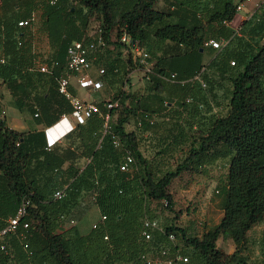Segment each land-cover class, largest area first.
Instances as JSON below:
<instances>
[{
	"label": "trees",
	"instance_id": "obj_1",
	"mask_svg": "<svg viewBox=\"0 0 264 264\" xmlns=\"http://www.w3.org/2000/svg\"><path fill=\"white\" fill-rule=\"evenodd\" d=\"M157 1L58 0L51 5L47 0L42 6L43 31L49 42L62 49L42 62H57L55 75L63 69L67 46L83 37L92 18L107 39L116 32L115 48L122 47L117 41L122 31L138 41L154 62L155 71L144 92L120 90L114 96L120 98L115 111L120 115L111 127L135 158L132 173L119 171L121 152L113 148L107 134L103 135V122L94 115L85 124L94 138L84 150L91 162L82 172L71 169L67 175L51 177L52 163L43 145L38 147L36 140L9 129L0 106V228L15 216L24 200L28 201L17 231L6 237V251L0 250V264H146L143 255L157 256L162 250L187 259L178 264H248V232L264 217V45L242 37L233 44V32L222 25L234 20L236 6L243 0H164L168 9L162 10L156 9ZM256 10L264 14V1ZM15 35L11 32L7 37ZM20 38L23 41L22 35ZM219 38L228 40L227 45L204 65V43ZM12 42L16 47L14 39ZM22 48L0 64V78L13 96L19 88L15 84L44 76L37 71L31 74V65L21 62ZM123 63L124 79L133 69L129 55ZM115 66L114 61L106 62V73ZM171 74H175L174 83L160 79ZM49 78L54 87L51 98L60 108L58 116L69 113V104L58 94L54 77ZM224 83L226 114L214 115L207 131L192 134L188 154L174 170L154 175L138 151L135 136L124 129L128 119L137 112L140 116L158 113L173 98L184 103L188 98L191 102L210 98L219 104L217 92ZM19 100L17 106L22 109ZM218 162L226 163L218 189L222 212L218 224L199 233L195 222L185 228L159 223L152 205L172 208L168 188L173 179L185 171L205 173L206 165ZM64 185L68 186L65 198L53 200V192ZM86 200L105 217L100 228L87 236L79 235L73 227L58 232L74 207ZM145 219L159 225L149 241L141 235ZM25 223L27 228H23ZM220 238L231 242V253L217 247Z\"/></svg>",
	"mask_w": 264,
	"mask_h": 264
},
{
	"label": "crops",
	"instance_id": "obj_2",
	"mask_svg": "<svg viewBox=\"0 0 264 264\" xmlns=\"http://www.w3.org/2000/svg\"><path fill=\"white\" fill-rule=\"evenodd\" d=\"M45 3L46 1L44 0H8L0 2V59L2 57H9L8 55L14 53L17 49L13 47L14 45L12 42L15 36L10 39L7 37L11 32L14 34L19 32V35H22L23 48L20 52L23 57H21V62L31 65L30 69L42 64L43 61L50 59L54 54L61 53L62 49L55 43L49 42L46 33L43 31L42 24L45 21V16L42 14V6H45ZM155 7L158 10L168 9L167 3L164 0H158ZM246 10L245 12H247ZM32 12L38 13L35 29L33 31L19 29L17 23L28 18ZM237 16H239L238 13ZM249 19L250 16L246 18V20ZM172 20L176 21L177 18ZM94 28L92 23H90L83 36L91 34ZM229 29L232 31V26H230ZM110 37L113 38L112 33L109 38ZM111 38L109 40L108 53L106 52L103 55H99L95 65L86 71V74L91 79L94 81H101L102 87L98 90L81 89L77 84V78L73 77L71 79V91L82 99H89L95 102L110 99L121 90L125 81L127 92H144L147 85L143 79L144 68L132 62L133 69L129 70L126 73V77L123 79V66L125 65L123 62L124 59L127 58V53L123 46L121 48H115L113 44L114 39L111 40ZM221 39L222 38H219L218 41ZM217 52L218 50L216 49L206 47L203 54V64L208 65ZM168 55H170V53ZM112 61H114L116 68L110 73L107 72L104 76H100L98 70L102 67L104 68L106 62ZM64 64L65 58L63 66ZM149 66L153 73L155 67L151 58L149 60ZM30 69V73L33 74L34 70L32 71ZM161 80L165 81L163 79ZM15 85H19V88L13 96L0 78V106L3 112V118L9 129L22 133L24 136L30 137L31 140H36L35 143L38 147L43 145L45 151L48 152V159L52 163V170L50 172L51 177H57L61 173L65 174V172H69L71 169H78L79 172H82L91 162V157L84 154L85 147L94 139L86 128L87 126L85 124L88 121L84 125L79 126L75 125L72 117H69L68 121H60V116L62 114L58 116V109H60L58 101L51 98V95L54 94L53 83L49 76L45 74L41 78L34 76V79L31 78V81L28 83ZM219 87L222 89L217 92V102L224 94L222 85ZM40 92H43V94L47 93L45 94V98L41 97L43 94ZM46 95H48V97ZM93 95H96L95 98ZM17 98L20 99L18 103H21L23 106L22 109H19L17 106ZM127 103L128 102H126V104ZM210 103L211 100L206 99L192 100L190 104H186L177 98H173L167 100V102L164 103L165 109L158 113H142L143 115L140 116L137 112L128 119L127 123L124 125V129L127 133H132L135 136L138 151L147 161L150 170H159L163 168L162 157L164 156V152L163 149H159V147L161 144L163 145L165 141L163 139L164 137L170 136L172 140L169 141L168 144L172 151H179L178 148H183L186 141L190 138L189 130H191L193 135L201 130L207 131L211 126L214 115L222 116L226 114H217L218 112H216L214 108L213 110H208L211 105ZM213 104L216 108L222 107L220 103ZM223 108L224 107H222L221 110H223ZM227 109L228 107L226 106L225 112H227ZM36 113H38L39 116L36 117ZM96 117L99 119L98 116ZM186 117H188V121L186 122L188 129L184 127L183 122ZM117 119L118 113L116 114L114 111L111 122ZM189 122L193 123L192 128L191 126L189 127ZM71 126L74 127L73 130L64 134ZM163 133H165V135H163ZM52 140H54L55 143L49 148L47 144ZM160 152L162 153L160 154ZM33 166L31 168H33ZM212 166L213 164L205 166V176H207V170L212 168ZM65 175H67V173ZM36 178L42 179L43 177L37 176ZM212 181L213 179L210 180V182ZM204 182L208 183L207 180ZM221 216L222 212L220 217ZM64 225L67 226V224L63 223L58 230L59 232L69 229ZM74 225L75 222L73 226ZM256 226L258 229L263 228L264 217L261 218L252 229ZM250 231L248 232V241Z\"/></svg>",
	"mask_w": 264,
	"mask_h": 264
},
{
	"label": "built area",
	"instance_id": "obj_3",
	"mask_svg": "<svg viewBox=\"0 0 264 264\" xmlns=\"http://www.w3.org/2000/svg\"><path fill=\"white\" fill-rule=\"evenodd\" d=\"M58 0H49L51 5L57 3ZM251 0H243L239 2L236 6V12L240 13L246 8V5L250 3ZM251 17V15H250ZM38 20V14L32 12L30 16L23 19L17 23L19 29H28L33 31ZM223 26L230 27L229 22H223ZM234 35V33H233ZM15 46L17 49L23 47V41L20 38L19 32L16 33L14 37ZM120 45L124 47L125 52L129 55L130 60L144 68V74L146 79H149L151 74V68L149 66L150 55L144 49L138 41H132L130 36L122 31L117 38ZM228 43V40L221 39L220 41L210 39L204 43L205 47H211L216 50H221ZM109 49V38L107 39L105 32L100 25H96L91 34L84 35L80 40L72 41L66 49L65 64L59 75L54 74V70L57 68V62L42 63L36 67H32L30 70L37 71L41 74L53 76L56 89L60 96H62L70 106L71 111L67 114H62L60 116V121H68L69 117L74 119L75 125H84L89 118L96 115L98 116L102 124L103 135L107 134L110 137L111 144L114 149L121 152V160L118 164L120 172L132 173L135 169V158L130 151V149L123 142L121 137L115 133L111 127V120L113 112L116 111L120 106V98L112 97L110 99L95 102L89 99H82L71 91V79L73 77L77 78V84L81 89L98 90L102 87L101 81H94L87 74L92 66L95 65L99 55H103ZM6 62V57L0 59V64ZM234 64L233 62L231 63ZM100 76H104L106 71L105 68H100L98 70ZM161 79L168 82H176L175 74H171L168 77L160 76ZM195 79L199 80L198 77ZM200 82V80H199ZM202 87L205 85L200 82ZM183 84V83H181ZM121 91L127 92L126 81L121 88ZM186 103H191V99L185 100ZM140 124V123H139ZM71 126L64 134L69 133L73 130ZM55 141L52 140L48 142L47 146L50 148L54 145ZM68 186L64 185L62 188L57 189L53 192L51 198L56 201H61L65 198ZM96 193L93 194L92 199L95 200ZM28 204L27 200H24L21 206L18 208L15 216L9 218L5 225L0 228V250L6 251L7 242L6 237L8 235L14 234L20 224L21 219L26 215V206ZM105 221L104 216H100L98 223L92 225V229H99L100 224ZM28 224H23V228H27ZM159 229V225L155 220L145 219L143 222V230L141 232L144 241H149L151 239V232L153 230ZM107 240V236H104ZM170 239H173L170 236ZM146 264H178L180 262L186 263L187 259L181 257L180 255H170L168 251L162 250L157 256H142Z\"/></svg>",
	"mask_w": 264,
	"mask_h": 264
},
{
	"label": "rangeland",
	"instance_id": "obj_4",
	"mask_svg": "<svg viewBox=\"0 0 264 264\" xmlns=\"http://www.w3.org/2000/svg\"><path fill=\"white\" fill-rule=\"evenodd\" d=\"M263 1L264 0H251V2L246 5L245 9L238 13L239 16L236 14L234 20L230 23V26H232V32L234 33L233 44H235V40H237V38L242 37V39L252 40L253 43L257 42L258 44L264 45V14L262 15V13L260 14L258 10H256ZM245 10L247 12H245ZM250 15V20H246V18ZM90 21L94 27L97 25V20L94 18ZM260 25L261 29H259ZM252 28H254L253 34L251 33ZM111 33L113 38H110L115 41L116 32L114 31ZM143 79L145 80V83H147L148 80L146 79L145 74ZM226 87L227 84L224 83V95L221 96V99H218V102L222 104V107H224L223 110H221L222 107L216 108L213 104L214 101H211V105L208 110H213L214 108V110L218 112L217 114L222 115L226 113L225 107L227 106V101L224 97L227 95ZM201 91L205 95V91ZM96 95H93V97L95 98ZM117 113L120 115V112H116V114ZM187 119L188 117L183 120L185 128L187 127ZM188 124L189 127L191 126L192 128L193 123L189 122ZM189 131L190 138L186 141L183 148H178L179 151H172L170 145L168 144V142L172 140L170 136L163 138L165 141L163 145L161 144L159 147V149L162 148L164 152V156L162 157L163 168L159 170H152L154 175L160 177L167 171L174 170L177 165L184 160L188 154V145L192 141V132L191 130ZM163 135H165V133H163ZM161 153L162 152H160V154ZM225 172V162L213 164L212 168L207 170V176H205V173L182 172L178 177L173 179L168 188V192L173 203L172 208L169 210L161 208L155 203L152 205L153 211H156L157 221L162 224L173 223L180 228H185L190 224V222H195V227L199 233L203 232L205 228L209 229L216 226L221 218L218 189L220 186V179L223 178ZM211 179H213L212 182H210ZM205 180H207L208 183L204 182ZM99 219L100 212L98 208L95 207L89 200H86L74 207L70 216L65 221L67 226H64L67 228L73 227L79 235L87 236L92 232V225L97 223ZM74 222L75 225L73 226ZM262 227L263 228L258 229L256 226L249 233V247L245 252L248 264H264V226ZM217 247L226 254L233 251V247L229 240L223 241L220 238L217 241Z\"/></svg>",
	"mask_w": 264,
	"mask_h": 264
}]
</instances>
